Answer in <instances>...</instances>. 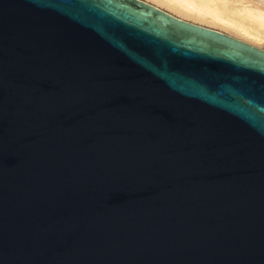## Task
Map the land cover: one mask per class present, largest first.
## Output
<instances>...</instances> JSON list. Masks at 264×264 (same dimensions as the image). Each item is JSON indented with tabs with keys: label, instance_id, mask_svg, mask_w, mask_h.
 <instances>
[{
	"label": "water",
	"instance_id": "95a60500",
	"mask_svg": "<svg viewBox=\"0 0 264 264\" xmlns=\"http://www.w3.org/2000/svg\"><path fill=\"white\" fill-rule=\"evenodd\" d=\"M0 264H264V49L145 0H0Z\"/></svg>",
	"mask_w": 264,
	"mask_h": 264
},
{
	"label": "bare ground",
	"instance_id": "6f19581e",
	"mask_svg": "<svg viewBox=\"0 0 264 264\" xmlns=\"http://www.w3.org/2000/svg\"><path fill=\"white\" fill-rule=\"evenodd\" d=\"M156 1L164 5L165 7L171 9L172 11H175L176 13L185 17L192 18L195 21L207 22L214 25L219 24L225 27L236 28L237 30L241 31L244 35L250 36L254 39H264V9L262 8L256 9L257 7L255 6L241 4L243 7L240 6V9L238 8L239 10H241V13L237 15L236 13H233L234 10L231 11L232 14H230L231 12H229L228 10H225V8L229 6V4L226 3L224 4L225 8L222 9L223 5L219 2L218 3L222 5L221 8L217 5L218 3L213 5L207 2H197L198 0ZM202 1L205 0H201V2ZM231 6L233 7V4H231ZM231 6H229L230 9L232 8ZM233 8H235V6ZM235 11L238 13L237 10ZM240 16L241 19H239Z\"/></svg>",
	"mask_w": 264,
	"mask_h": 264
},
{
	"label": "rangeland",
	"instance_id": "374dc122",
	"mask_svg": "<svg viewBox=\"0 0 264 264\" xmlns=\"http://www.w3.org/2000/svg\"><path fill=\"white\" fill-rule=\"evenodd\" d=\"M145 1L150 2V3L154 4L155 6H157L159 8H162V9H164V10H166V11H168V12L174 14V15L177 14L176 16H178V17H180L182 19H185V20H188V21H191V22L203 25V26L211 27V28L226 32V33H228V34H230L232 36L240 38V39H242V40H244V41H246L248 43H251V44H253V45L257 46V47H260V48L264 49V39L263 40L254 39V38H252L250 36L244 35L241 31L237 30L236 28L225 27V26L219 25V24H218L219 25L218 26V25L207 23V22L195 21L192 18L185 17L183 15H180V14L176 13L175 11H172L171 9L165 7L164 5L160 4L156 0H145ZM197 2H200V3H204V2L206 3L207 2V3L213 4V5H215V4H217L219 2L223 6L220 5L219 3L217 5L220 8L222 6V9L225 8L224 7L225 3L229 4V6H231V4H233V7L235 6V8H233L231 6L232 7L231 9H230L229 6L225 5V6L229 7V8H227V7L225 8V10H228L229 12H231L233 10L234 11L235 10L238 11L240 9L239 7L242 6L241 4H246V5H249V6H255V7H257L256 9H259V8L264 9V0H205V1H202V2H201V0L200 1L198 0ZM234 11H233V13H236L237 15H239V13H241V10H239L240 12L238 11V13L236 11L235 12ZM230 14H232V12ZM241 16L239 17V19H241ZM232 17H235V16H232ZM236 18H238V17H236Z\"/></svg>",
	"mask_w": 264,
	"mask_h": 264
}]
</instances>
